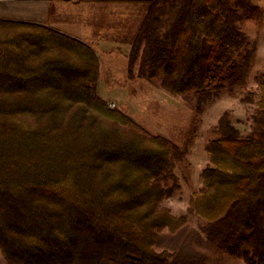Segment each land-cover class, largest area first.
Wrapping results in <instances>:
<instances>
[{
    "label": "trees",
    "instance_id": "1",
    "mask_svg": "<svg viewBox=\"0 0 264 264\" xmlns=\"http://www.w3.org/2000/svg\"><path fill=\"white\" fill-rule=\"evenodd\" d=\"M145 8L129 53L137 76L197 110L247 84L254 48L237 25L251 0H133ZM99 59L45 25L0 19V252L6 264H171L162 234L186 216L163 202L186 155L97 94ZM249 94L248 101L254 99ZM251 129L224 112L188 212L205 239L264 264V76Z\"/></svg>",
    "mask_w": 264,
    "mask_h": 264
},
{
    "label": "rangeland",
    "instance_id": "2",
    "mask_svg": "<svg viewBox=\"0 0 264 264\" xmlns=\"http://www.w3.org/2000/svg\"><path fill=\"white\" fill-rule=\"evenodd\" d=\"M251 14L238 13L237 25L248 38L247 49L254 48L246 86L229 91L196 109L195 100L173 97L156 85L137 76V67L129 68L131 44L137 34L144 6L133 0H57L51 22L45 26L77 38L89 45L99 59L98 96L111 109H119L153 135L186 148L176 162L173 192L163 202L176 216H186L187 225L175 235L164 231L157 251L173 254L171 264H244L217 250L204 237L202 221L188 212L190 197L202 185L201 173L209 163L207 143L224 112L241 134L251 129L256 94L264 76V0H251ZM254 94L252 101L247 100ZM0 264H6L0 252Z\"/></svg>",
    "mask_w": 264,
    "mask_h": 264
},
{
    "label": "crops",
    "instance_id": "3",
    "mask_svg": "<svg viewBox=\"0 0 264 264\" xmlns=\"http://www.w3.org/2000/svg\"><path fill=\"white\" fill-rule=\"evenodd\" d=\"M57 0H0V19L47 25Z\"/></svg>",
    "mask_w": 264,
    "mask_h": 264
}]
</instances>
